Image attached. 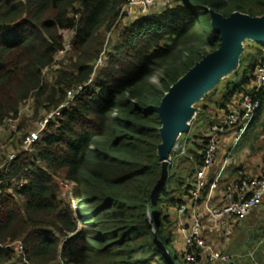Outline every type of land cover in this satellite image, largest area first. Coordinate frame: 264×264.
I'll list each match as a JSON object with an SVG mask.
<instances>
[{
  "label": "trees",
  "instance_id": "1",
  "mask_svg": "<svg viewBox=\"0 0 264 264\" xmlns=\"http://www.w3.org/2000/svg\"><path fill=\"white\" fill-rule=\"evenodd\" d=\"M125 3L0 0V128L16 120L27 101H33L34 120L42 109H57L68 90L82 86L28 152L9 162L0 152V264H193L185 259L186 248L180 253L173 246L165 207L183 200L168 187L172 180L183 185L190 200L202 206L223 158L213 163L196 200L189 190L216 122L209 121L197 138L190 169L186 155L171 151L164 186L155 194L164 165L157 155L160 122L153 108L195 62L218 47V32L211 23H200L196 11L208 21L212 10L224 17L233 12L260 16L264 0H176L119 28ZM117 27L105 66L93 79L106 31ZM63 31L73 33L64 55L70 65L60 62L56 68V57L66 49ZM249 43L255 47L246 50L244 44L238 68L224 80L222 101L214 105L223 117L245 95L258 101L236 147L264 114V83L257 87L254 75L256 66L264 65V44ZM154 71L157 85L147 80ZM199 102L196 106L207 114L212 93ZM26 121L8 138L11 145L15 136L28 135ZM184 173L185 181L180 178ZM63 183L72 187L68 206L60 197ZM215 233L214 241L207 230L203 237L222 252V234ZM14 244L21 246L15 263ZM201 256L198 261L204 260Z\"/></svg>",
  "mask_w": 264,
  "mask_h": 264
},
{
  "label": "built area",
  "instance_id": "2",
  "mask_svg": "<svg viewBox=\"0 0 264 264\" xmlns=\"http://www.w3.org/2000/svg\"><path fill=\"white\" fill-rule=\"evenodd\" d=\"M159 1L163 0H126V3L120 10V18H131L136 10L142 14L141 16L147 15L148 10L159 3ZM101 61L102 58L99 57L96 65H99ZM254 75L255 85L259 87L264 83V65L256 66ZM80 90H82V86H79L77 89L68 90L66 101L60 104L57 109L47 114L42 127L44 128L53 118L59 117L60 111L69 106ZM258 106V101H254L250 96L245 95L237 103L236 107L234 106L232 110L225 113L223 117H220L217 125H214L209 130L204 150L203 165L195 172L193 176L194 183L189 190L193 200L199 197L201 189L206 185L207 173L217 158L219 137L230 128H237L239 134H242L253 119ZM38 136L37 132H32L29 136L27 135L22 141L20 150L10 153L7 161H12L17 155L28 152L32 144L38 139ZM262 145H264V139H262ZM230 157L231 151L223 157L222 166L217 176L210 183L208 194L200 207V211L194 214L190 228L184 233L187 250L185 259L189 262L197 263L201 255L202 259L209 262H229L226 254H223L211 243H208V237H203V231L207 230L210 233L218 231L227 239L241 221L251 215L264 202V161H262V169L259 175L246 176L245 172L239 170L237 178L225 186L223 193L218 198L219 179L222 177L224 169L231 163ZM20 183L22 184V180ZM184 212L185 206L180 205L177 213L183 214ZM202 215L206 216L207 223L203 222Z\"/></svg>",
  "mask_w": 264,
  "mask_h": 264
},
{
  "label": "rangeland",
  "instance_id": "3",
  "mask_svg": "<svg viewBox=\"0 0 264 264\" xmlns=\"http://www.w3.org/2000/svg\"><path fill=\"white\" fill-rule=\"evenodd\" d=\"M165 0L163 1H159V3L155 4L152 8H150L148 10L149 13L152 12H157V11H161L167 7H171L172 5L175 4L176 0H166L165 4H164ZM170 5V6H169ZM146 14H149V13ZM142 14H140V12L138 10H136L134 12V15L130 18L127 17H122L120 19V21L118 22V27L122 28L123 26L128 25L130 22L134 21L136 18L140 17ZM196 17L197 19L200 21V23L203 24H209L210 23V19L208 21V17H206L204 14H202L200 11H196ZM118 27L116 29L113 30L110 29L108 31H106L105 34V39H104V44L102 47V50L100 52L99 57L102 58V61L99 65H96L95 61L93 63L94 65V75H93V79L96 78V76L98 75L99 70L105 66L104 62H106L105 58H107V51L110 50L111 48H109V43L111 41H115L116 37L118 35ZM63 38H64V44H65V50L61 51L59 53V55L56 57L55 62L57 63L56 68L59 66L58 63L60 62H64V64H69V62L67 61L66 58H64V55L66 54V50L70 48V41L72 39L73 33L71 31H63ZM245 47L246 50H252L255 46L251 45L249 42L245 43ZM99 59V58H98ZM70 65V64H69ZM158 77H159V73L157 71L151 72L148 77L147 80L149 82H152L153 84L157 85L158 84ZM229 77V76H228ZM226 79V78H225ZM224 79V80H225ZM223 79L220 80L215 87L210 91L212 93V97H213V103L209 104V109L207 110V114H205L204 109L202 108V106H198V111L195 114L194 118L191 120V124H190V129L188 133H184L182 134L178 140V144L177 146L174 148V150L176 152H180L181 154L186 155L187 157V163H186V169H190L192 166V158L194 156V154H196L198 152V148L196 146V141L197 138L199 137V135L201 133H205L206 128L208 127V123L209 121L215 122V120L217 119V117L219 116L220 113H222L221 110H219L216 106H214L216 104V102H220L222 101V98L224 96L225 93V84L226 81H224ZM209 92V93H210ZM237 101L234 102V104H232L231 106H229V110H232L234 108V106H237ZM200 102H197L195 105H199ZM197 107V106H196ZM35 113V110L33 109V101L29 100L27 101L25 104L22 105L21 110H20V114L19 117L16 120H9L7 121L3 127H1V131H0V152H3V159H6V157H8V154L13 152V148H18L16 151L18 152L20 150V144L22 143L21 140L23 141L24 139L23 136L21 137H14L13 138V145L10 144V141L8 138L11 136L12 132L14 130H16V127L18 126V123H20V121L22 119L25 120H29L26 121L25 123H27L26 127H25V132L28 133V136L32 133V132H37L39 135L44 132L49 123H47L45 125V127H42V123L45 120V117L47 116L46 111L44 109L41 110V112L39 111L38 117L37 119H32V115ZM259 124L253 129V131L251 132V135L249 138L244 139L240 146L236 147V149H231V162L234 163L235 159L237 157H241L243 155V153L250 154V157H253V160H256L258 157V150L262 147V139H264V114H262V117L260 118ZM11 145V146H10ZM225 151L227 148H224ZM16 151H14L13 153H15ZM230 151V150H228ZM228 151H226L225 153H227ZM1 154V153H0ZM4 161V160H3ZM170 162V161H169ZM168 162V164H169ZM2 161L0 162V168L2 167ZM217 165L216 163L214 164ZM247 175V174H246ZM225 176V173L223 175V177ZM250 176V175H247ZM181 179H184V181L186 180V173L182 174V176L180 177ZM63 188L61 190L60 193V197L63 200V203H68L70 201V198H72V187L67 184V183H63L62 184ZM171 192L172 195L174 196H179L182 198L183 202L181 205L185 206V212L183 214H178V207L180 206H166V211L169 214V218L172 222V229H173V233H174V240H173V246H175V248L177 249V251H179L181 253V251L183 249L186 248V242H185V238H184V233L186 230H188L190 228V224L192 222V219L194 217L195 213H198L200 211V207L197 206L196 204L193 203V201L190 200V197L185 194L183 192V185H179L176 186L175 181L172 180L169 184L168 187ZM8 194H11L10 191H8ZM68 206V204H67ZM259 210L254 212L253 214L249 215L247 218L244 219L245 220H251L252 223L254 224L256 222V220H260L262 222H264V211H262V207L258 208ZM208 222V220H206V223ZM243 223V222H242ZM261 224V223H260ZM240 224L236 227V229L234 230L233 234L230 235L229 238H224L223 236H220L222 239V242H220V245L223 244V242L225 241V243L223 244V248L221 246V248L225 251L226 246L228 247L227 244H229L228 250H232L231 252H233L231 254V256L229 257L227 255V253H225L228 258H229V262L233 261L232 263H234L233 258H235L236 256H238V258H240L241 263L240 264H254L251 259H255L256 263L258 264V262L264 263V260H262L261 256L256 259V255H254V252L256 251V248L254 245V242L251 245H245L244 248V244H245V240L244 239L246 236L244 229L240 226ZM218 232V231H216ZM211 234H215L211 233ZM217 235V234H215ZM217 237V236H215ZM244 237V238H243ZM255 237L257 238V235H255ZM243 238V239H242ZM242 239V241H241ZM252 242V240L250 241ZM249 242V243H250ZM14 247L16 248V258L13 261V263L17 262L18 259L17 257L19 256V249H21V246H19V244H14ZM260 249H264V245L261 246ZM228 250H226L228 252ZM243 250V252H241ZM223 252V251H222ZM224 253V252H223ZM236 253V254H234ZM242 253H246V254H242ZM235 257H234V256ZM17 259V260H16ZM210 263L209 261L206 262V260L203 261H198L197 263H193V264H208ZM216 263V262H214Z\"/></svg>",
  "mask_w": 264,
  "mask_h": 264
},
{
  "label": "water",
  "instance_id": "4",
  "mask_svg": "<svg viewBox=\"0 0 264 264\" xmlns=\"http://www.w3.org/2000/svg\"><path fill=\"white\" fill-rule=\"evenodd\" d=\"M210 19L212 29L219 34L218 47L195 62L169 87L159 105L153 108L160 122L157 155L159 162L164 165L155 194L164 186L171 151L177 146L179 137L189 132L191 120L198 111L195 104L220 80L235 72L245 42L264 44V14L250 16L233 12L224 17L212 10Z\"/></svg>",
  "mask_w": 264,
  "mask_h": 264
},
{
  "label": "crops",
  "instance_id": "5",
  "mask_svg": "<svg viewBox=\"0 0 264 264\" xmlns=\"http://www.w3.org/2000/svg\"><path fill=\"white\" fill-rule=\"evenodd\" d=\"M222 114H223V111H222V113L219 114V116L215 120L216 123L214 125H217V123L220 120V116ZM241 136H242V134H239V130L237 128H230L225 132V134H223L222 136L219 137L218 154H217V158L215 161L216 164H219L218 162H221L222 158L226 154L225 153L226 151H228V150L231 151V149H234V150L236 149V146H237ZM224 148H227L226 151ZM262 150H264V145H262V147L258 150V157L256 160H253V157L252 156L250 157V154H247V152L243 153V155L241 157H237L235 159V162L231 163L230 166L223 171L222 177L219 179V186H218L219 195L222 194V190H223V188H225V186L228 184V182L230 180H232L233 178H236L238 176L239 170H242L243 172H245V174L250 175V176L259 175V173L262 169V161H264V160H262ZM224 173H225V176L223 177ZM259 207H262V211H264V202H262V204ZM258 208L255 209L253 211V213L258 211L259 210ZM240 226L244 229V232H245L244 236H246L245 238L243 237L244 239H246L245 244H244V248H245V245L248 246L254 242V245H256L255 246L256 251L254 252V255H256V257H257L256 259H258L261 256L262 260H264V249H260L261 246L264 245V222L257 219L256 222L253 224L251 220L247 219L245 221L242 220L240 223ZM215 234L218 235V233H215ZM215 234H210V239L211 240L213 239L212 241H214V239L216 240ZM258 234H260V235L258 236ZM255 235H257L258 237L256 238ZM242 239H241V241H242ZM251 240H252V242H250ZM224 243H225V241L223 242V244ZM227 245L229 247V244H227ZM228 247L226 246L225 251L223 250L224 253L223 252L222 253L223 254L227 253V255L230 257L231 254L233 253V252H231L233 249L228 250ZM226 250H228V252ZM241 252H243V250ZM234 254H236V253H234ZM242 254H246V253H242ZM233 260H234V263H232L233 261L227 262V263L217 261L216 263L210 262L208 264H240L241 263L240 258H238V256L233 258ZM251 261L254 264H257L255 259H253V260L251 259ZM258 264H264V263L258 262Z\"/></svg>",
  "mask_w": 264,
  "mask_h": 264
}]
</instances>
